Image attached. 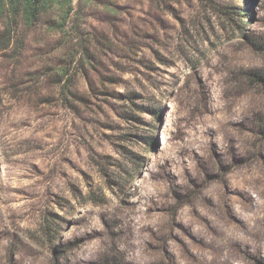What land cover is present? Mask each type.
Listing matches in <instances>:
<instances>
[{
	"label": "rangeland",
	"instance_id": "obj_1",
	"mask_svg": "<svg viewBox=\"0 0 264 264\" xmlns=\"http://www.w3.org/2000/svg\"><path fill=\"white\" fill-rule=\"evenodd\" d=\"M15 38L0 264L264 263V0H71Z\"/></svg>",
	"mask_w": 264,
	"mask_h": 264
},
{
	"label": "trees",
	"instance_id": "obj_2",
	"mask_svg": "<svg viewBox=\"0 0 264 264\" xmlns=\"http://www.w3.org/2000/svg\"><path fill=\"white\" fill-rule=\"evenodd\" d=\"M71 0H0V51L9 50L17 43L15 38L21 22L35 24L40 17L47 13L56 3L67 5ZM243 6L240 7V16L245 18ZM62 20L69 11L62 9ZM227 13V11H226ZM59 15V14H58ZM256 77L260 78L256 75ZM256 264H264L260 261Z\"/></svg>",
	"mask_w": 264,
	"mask_h": 264
}]
</instances>
